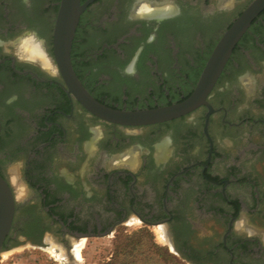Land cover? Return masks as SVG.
Returning a JSON list of instances; mask_svg holds the SVG:
<instances>
[{"label":"flooded vegetation","instance_id":"obj_1","mask_svg":"<svg viewBox=\"0 0 264 264\" xmlns=\"http://www.w3.org/2000/svg\"><path fill=\"white\" fill-rule=\"evenodd\" d=\"M253 1L80 0L74 73L113 110L181 103ZM61 2L0 0V175L16 201L2 253L71 250L139 221L190 264H264V12L208 106L123 127L91 114L59 70Z\"/></svg>","mask_w":264,"mask_h":264},{"label":"water","instance_id":"obj_2","mask_svg":"<svg viewBox=\"0 0 264 264\" xmlns=\"http://www.w3.org/2000/svg\"><path fill=\"white\" fill-rule=\"evenodd\" d=\"M85 7L80 0H62L54 38L55 60L71 92L83 106L99 119L123 127H147L171 122L187 116L202 106H208L207 98L213 91L221 74L230 61L234 49L251 28L253 22L264 12V0H255L243 12L233 26L223 35L214 49L192 96L171 106L142 110L117 111L110 109L91 97L77 79L72 64L71 51ZM16 213L14 193L0 175V255L11 233ZM175 253L176 250L172 248Z\"/></svg>","mask_w":264,"mask_h":264},{"label":"rangeland","instance_id":"obj_3","mask_svg":"<svg viewBox=\"0 0 264 264\" xmlns=\"http://www.w3.org/2000/svg\"><path fill=\"white\" fill-rule=\"evenodd\" d=\"M160 230L163 231L161 227H149L134 221L107 237L83 239L71 250L58 244H23L1 253L0 264H159L163 257L158 249L168 250L182 262L190 264L173 251L166 238L160 235Z\"/></svg>","mask_w":264,"mask_h":264},{"label":"trees","instance_id":"obj_4","mask_svg":"<svg viewBox=\"0 0 264 264\" xmlns=\"http://www.w3.org/2000/svg\"><path fill=\"white\" fill-rule=\"evenodd\" d=\"M163 257L162 263L159 264H186L182 262L180 259L173 256L171 253H169L168 250L165 249H158Z\"/></svg>","mask_w":264,"mask_h":264},{"label":"bare ground","instance_id":"obj_5","mask_svg":"<svg viewBox=\"0 0 264 264\" xmlns=\"http://www.w3.org/2000/svg\"><path fill=\"white\" fill-rule=\"evenodd\" d=\"M144 12H145V11H144ZM147 12H148L149 14L151 13V15L154 14L153 12H150V11H147ZM162 12H164V10H162ZM158 13H161L160 10H159V12H156L155 15L158 14ZM145 14H147V13H145ZM160 235H161L162 237L165 238V235H164L163 231H161V230H160ZM76 254H77V257H78V258L81 256V255H80V251H79V249L76 251Z\"/></svg>","mask_w":264,"mask_h":264}]
</instances>
